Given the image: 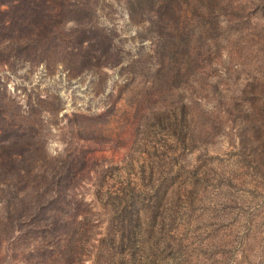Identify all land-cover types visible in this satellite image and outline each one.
<instances>
[{
	"label": "rangeland",
	"instance_id": "obj_1",
	"mask_svg": "<svg viewBox=\"0 0 264 264\" xmlns=\"http://www.w3.org/2000/svg\"><path fill=\"white\" fill-rule=\"evenodd\" d=\"M0 264H264V0H0Z\"/></svg>",
	"mask_w": 264,
	"mask_h": 264
}]
</instances>
